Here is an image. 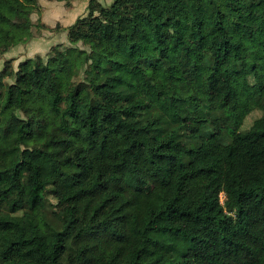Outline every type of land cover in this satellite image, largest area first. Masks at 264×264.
<instances>
[{
  "label": "trees",
  "instance_id": "1",
  "mask_svg": "<svg viewBox=\"0 0 264 264\" xmlns=\"http://www.w3.org/2000/svg\"><path fill=\"white\" fill-rule=\"evenodd\" d=\"M34 4L0 0L1 56ZM87 9L0 70V264H264V0Z\"/></svg>",
  "mask_w": 264,
  "mask_h": 264
},
{
  "label": "rangeland",
  "instance_id": "2",
  "mask_svg": "<svg viewBox=\"0 0 264 264\" xmlns=\"http://www.w3.org/2000/svg\"><path fill=\"white\" fill-rule=\"evenodd\" d=\"M95 1L103 6H108L113 0ZM88 3L89 0H64L61 2L54 0H35V4L32 7L31 12L28 14L29 19L33 23L30 26L31 37L28 39L26 44L22 46V50L20 52H11L8 59H10V57H17V59H19L21 56L27 55L34 58L39 55L45 61L47 57L46 54L52 46L61 44L64 47H70L64 29L65 27L73 24L77 18L88 15ZM17 20L21 21V19ZM77 46L84 49L80 43ZM15 65H17V62ZM2 67L3 63L0 55V70ZM260 117L261 111L256 107L252 108L246 115H244L239 130H248L252 126L253 122ZM121 137L122 135H120L119 140ZM194 142L195 140L192 138H185L186 144ZM220 198L222 203L224 195L221 194ZM50 203L54 204L55 201L50 198ZM6 209L7 208L4 205H0V215ZM18 213L20 214L21 212Z\"/></svg>",
  "mask_w": 264,
  "mask_h": 264
},
{
  "label": "crops",
  "instance_id": "3",
  "mask_svg": "<svg viewBox=\"0 0 264 264\" xmlns=\"http://www.w3.org/2000/svg\"><path fill=\"white\" fill-rule=\"evenodd\" d=\"M43 24V23H42ZM48 26V25H47ZM65 33V32H64ZM26 44V43H25ZM25 44H19V45H17V46H15V47H13L11 50H9L8 52H6V53H4L2 56H1V61H2V63H4V61L5 60H8V57H9V55L11 54V52H20L21 50H22V46H24ZM30 47V46H29ZM20 57V56H19ZM11 58H14V57H10V59ZM27 58H33V57H30L29 55H27V56H21L19 59H17V57H15L14 58V61H13V68L15 69L16 67H17V65H18V63L19 62H21V61H23V60H25V59H27ZM16 62H17V65H15L16 64Z\"/></svg>",
  "mask_w": 264,
  "mask_h": 264
}]
</instances>
